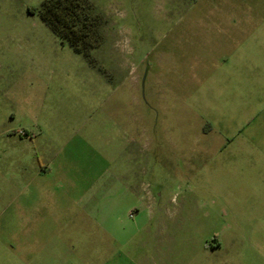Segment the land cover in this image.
<instances>
[{
    "label": "rangeland",
    "instance_id": "1",
    "mask_svg": "<svg viewBox=\"0 0 264 264\" xmlns=\"http://www.w3.org/2000/svg\"><path fill=\"white\" fill-rule=\"evenodd\" d=\"M43 1L0 0V264H264V0H84L89 57Z\"/></svg>",
    "mask_w": 264,
    "mask_h": 264
},
{
    "label": "trees",
    "instance_id": "2",
    "mask_svg": "<svg viewBox=\"0 0 264 264\" xmlns=\"http://www.w3.org/2000/svg\"><path fill=\"white\" fill-rule=\"evenodd\" d=\"M39 15L63 44H68L76 53L89 57L93 48V24L84 0H44Z\"/></svg>",
    "mask_w": 264,
    "mask_h": 264
},
{
    "label": "built area",
    "instance_id": "3",
    "mask_svg": "<svg viewBox=\"0 0 264 264\" xmlns=\"http://www.w3.org/2000/svg\"><path fill=\"white\" fill-rule=\"evenodd\" d=\"M23 132H21V134H22Z\"/></svg>",
    "mask_w": 264,
    "mask_h": 264
}]
</instances>
